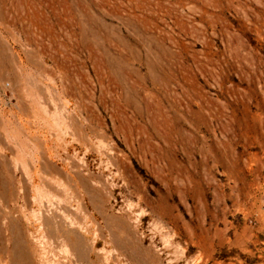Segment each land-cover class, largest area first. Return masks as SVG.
Listing matches in <instances>:
<instances>
[{
    "label": "rangeland",
    "instance_id": "rangeland-1",
    "mask_svg": "<svg viewBox=\"0 0 264 264\" xmlns=\"http://www.w3.org/2000/svg\"><path fill=\"white\" fill-rule=\"evenodd\" d=\"M0 264H264V0H0Z\"/></svg>",
    "mask_w": 264,
    "mask_h": 264
}]
</instances>
